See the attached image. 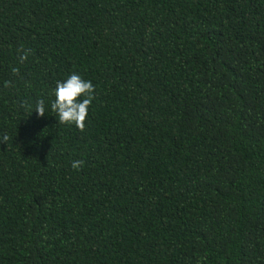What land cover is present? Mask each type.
<instances>
[{"label":"trees","instance_id":"obj_1","mask_svg":"<svg viewBox=\"0 0 264 264\" xmlns=\"http://www.w3.org/2000/svg\"><path fill=\"white\" fill-rule=\"evenodd\" d=\"M5 134L0 264H264V0H0Z\"/></svg>","mask_w":264,"mask_h":264},{"label":"clouds","instance_id":"obj_2","mask_svg":"<svg viewBox=\"0 0 264 264\" xmlns=\"http://www.w3.org/2000/svg\"><path fill=\"white\" fill-rule=\"evenodd\" d=\"M27 59V54L21 57V61ZM13 69V72H17ZM95 87L91 81L83 79L80 75L73 73L63 82L58 81L54 89V100L51 102V111L58 117V123L63 125H74L81 132L85 129L89 108L95 99ZM38 116L44 117L45 102L40 99L36 103L35 111ZM9 137L5 134L0 143H7ZM82 161H74L72 168L79 170Z\"/></svg>","mask_w":264,"mask_h":264}]
</instances>
